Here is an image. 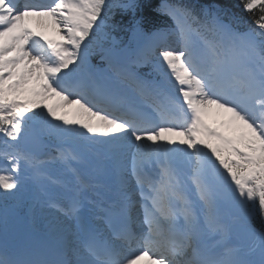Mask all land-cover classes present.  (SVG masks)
Returning <instances> with one entry per match:
<instances>
[{"label": "snow or ice", "instance_id": "6c2138e0", "mask_svg": "<svg viewBox=\"0 0 264 264\" xmlns=\"http://www.w3.org/2000/svg\"><path fill=\"white\" fill-rule=\"evenodd\" d=\"M240 6L244 32L165 2L170 29L135 19V47L105 49L112 10L135 0H0V192L30 172L70 182L69 206H50L79 222L92 189L103 221L60 259L0 264H264V0ZM30 136L55 154L20 151Z\"/></svg>", "mask_w": 264, "mask_h": 264}, {"label": "bare ground", "instance_id": "6f19581e", "mask_svg": "<svg viewBox=\"0 0 264 264\" xmlns=\"http://www.w3.org/2000/svg\"><path fill=\"white\" fill-rule=\"evenodd\" d=\"M45 2H48V0H45ZM49 35H52V33H49ZM89 202L91 203L92 201H89ZM86 204H88V203H85V205ZM82 210H85V206L82 207ZM38 212L39 213L42 212L43 222L39 223V221L37 219H35V217L32 218V220H33L32 227L23 231L22 234H20L18 237L19 238V244L21 246V250L23 251V253H25L26 251H29V250H35L36 249L35 247L39 246L38 249L42 250V255L40 254L38 256V259L48 257L49 255H51L53 257L59 256V249L55 245H53L50 241H48L46 238L41 239L39 237V235L41 233L38 231V230H41L44 225L46 226L48 224V221L50 220L53 212L51 209H45L43 207H40L38 209ZM69 224L74 225V221L72 219H67V220L66 219H60V220H58L56 226L53 228V230L50 232V234L51 235L61 234L62 232H64L68 228ZM27 244H31L32 248H30L29 250L26 249L25 245H27ZM25 259L30 260V258L26 255H25Z\"/></svg>", "mask_w": 264, "mask_h": 264}, {"label": "trees", "instance_id": "16d2710c", "mask_svg": "<svg viewBox=\"0 0 264 264\" xmlns=\"http://www.w3.org/2000/svg\"><path fill=\"white\" fill-rule=\"evenodd\" d=\"M200 2L203 3H215L219 6L226 7V11L229 14L239 17H242L244 19V22L247 23H252V21L249 19V15L245 13L240 6V0H199ZM142 5H145L147 3V0H141ZM146 8V7H144ZM119 10H112V15L110 16V19L108 21L109 27L107 29L112 30V29H118L122 27L124 24L127 23L129 20V16L122 14L118 12Z\"/></svg>", "mask_w": 264, "mask_h": 264}, {"label": "rangeland", "instance_id": "374dc122", "mask_svg": "<svg viewBox=\"0 0 264 264\" xmlns=\"http://www.w3.org/2000/svg\"><path fill=\"white\" fill-rule=\"evenodd\" d=\"M170 43L172 44V46L174 47V48H179L180 47V45L178 44V42H176L175 41V39L173 38V39H171L170 40ZM51 103H54L53 101H50ZM221 117H224V116H221ZM22 189H25L26 190V188H24V184H21V188H20V191L17 193V195L19 196V198L21 199V202L22 203H24L25 201H27V200H30L27 196H23L22 197V195H21V193H22ZM29 189H31V184H29ZM62 190V189H61ZM63 191V190H62ZM31 203H30V205L28 206V212H25V215H29L30 214V212H31V210L37 205V202H34V201H30ZM40 203H41V201H40ZM67 207V206H66ZM65 207V208H66ZM40 208V207H39ZM38 208V209H39ZM58 214L60 215V216H63V217H65V214L63 213V212H61V211H58ZM32 217H34V216H32ZM27 218L28 217H26V218H23V216L22 215H17V216H14V217H12V219H11V227L12 228H14V229H17V230H19V226L20 225H22V222L21 221H25V222H27ZM16 219H18V221H16ZM32 223H33V220L31 219V223L29 224V228L30 227H32ZM34 228V227H33ZM43 228V227H42ZM26 230V229H25ZM25 230H23V231H25ZM40 233H41V230H38ZM71 231H72V229L67 233V237H71V235H70V233H71ZM49 241V240H48ZM52 243V242H51ZM26 246V249H30V248H32L31 247V244H27V245H25ZM36 249H38L39 248V246H36L35 247Z\"/></svg>", "mask_w": 264, "mask_h": 264}]
</instances>
